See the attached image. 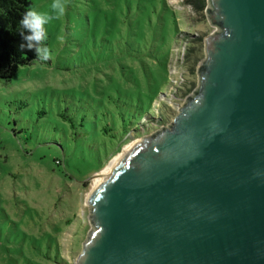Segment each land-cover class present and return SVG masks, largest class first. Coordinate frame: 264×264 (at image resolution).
Listing matches in <instances>:
<instances>
[{"label": "rangeland", "instance_id": "1", "mask_svg": "<svg viewBox=\"0 0 264 264\" xmlns=\"http://www.w3.org/2000/svg\"><path fill=\"white\" fill-rule=\"evenodd\" d=\"M186 1L68 0L47 26L53 58L0 82V226L23 234L0 242V264H76L93 230L94 181L132 143L168 128L199 87L204 42L218 30Z\"/></svg>", "mask_w": 264, "mask_h": 264}, {"label": "water", "instance_id": "2", "mask_svg": "<svg viewBox=\"0 0 264 264\" xmlns=\"http://www.w3.org/2000/svg\"><path fill=\"white\" fill-rule=\"evenodd\" d=\"M199 87L87 198L76 264H264V0H207Z\"/></svg>", "mask_w": 264, "mask_h": 264}, {"label": "trees", "instance_id": "3", "mask_svg": "<svg viewBox=\"0 0 264 264\" xmlns=\"http://www.w3.org/2000/svg\"><path fill=\"white\" fill-rule=\"evenodd\" d=\"M187 4L192 5L197 12H205L206 9V0H187ZM32 6V3L29 0H0V82H10L17 71L21 67L32 66L36 62V56L34 51H30L27 49H21V37L18 34V22L26 11L28 7ZM145 25V22L143 23ZM138 26L137 28L140 33L136 36V41H141V28H144V25ZM157 30H154L156 33ZM162 42V41H161ZM201 42L200 40H196L195 43ZM164 43V41H163ZM133 42H129L126 44V47L129 50L127 55L138 57L139 53L135 51H130L132 47H134ZM192 52V50H191ZM188 58L190 57V53ZM153 56H156L155 54ZM135 104H139L140 101L137 99L134 101ZM122 115L124 116V112L122 111ZM66 118V117H65ZM84 119V118H83ZM82 119L81 124L82 128L86 129V123ZM70 122L75 127V120H70ZM89 126V125H87ZM105 134H109L111 129H103ZM3 230L7 232H11L13 229L7 223H4L0 226V242L4 243L5 240L10 239V241H14L15 239L22 240V233L14 232V234L10 237H7L6 234H3ZM40 242H37V245Z\"/></svg>", "mask_w": 264, "mask_h": 264}, {"label": "clouds", "instance_id": "4", "mask_svg": "<svg viewBox=\"0 0 264 264\" xmlns=\"http://www.w3.org/2000/svg\"><path fill=\"white\" fill-rule=\"evenodd\" d=\"M68 0H51L48 11L28 7L18 22V34L21 37V49L34 51L36 61L47 62L55 53L47 44L48 25L62 18L67 11Z\"/></svg>", "mask_w": 264, "mask_h": 264}, {"label": "bare ground", "instance_id": "5", "mask_svg": "<svg viewBox=\"0 0 264 264\" xmlns=\"http://www.w3.org/2000/svg\"><path fill=\"white\" fill-rule=\"evenodd\" d=\"M127 149H129V147ZM120 158H121V156L118 159H116L115 161H113L110 164V166L108 167V169L105 172H103L102 174H100V177L105 176L112 169V167L117 163V161H119ZM94 182H95V187H96L101 182V179H96Z\"/></svg>", "mask_w": 264, "mask_h": 264}]
</instances>
